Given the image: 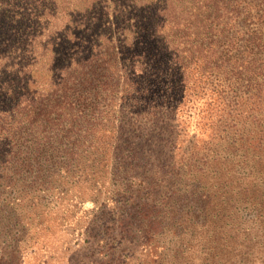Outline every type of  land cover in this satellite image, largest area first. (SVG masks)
Wrapping results in <instances>:
<instances>
[{
    "label": "trees",
    "instance_id": "trees-1",
    "mask_svg": "<svg viewBox=\"0 0 264 264\" xmlns=\"http://www.w3.org/2000/svg\"><path fill=\"white\" fill-rule=\"evenodd\" d=\"M197 193L209 263L264 264V0H0V210L32 209L37 247L173 264Z\"/></svg>",
    "mask_w": 264,
    "mask_h": 264
},
{
    "label": "rangeland",
    "instance_id": "rangeland-1",
    "mask_svg": "<svg viewBox=\"0 0 264 264\" xmlns=\"http://www.w3.org/2000/svg\"><path fill=\"white\" fill-rule=\"evenodd\" d=\"M195 123L196 122L193 121L189 127L191 134L197 133L200 137H202L208 133L204 124L195 126ZM219 187L220 186L218 185L217 188ZM220 192L221 191L216 192V195L220 196ZM73 193L79 194L78 191H74ZM207 193L209 194V192ZM214 201H216L214 203H220V200L218 199H214ZM240 201L242 202V199ZM258 202H260L259 205H264V195L259 196ZM232 203H234V201L228 202L225 205L231 207ZM221 204L222 203H220V205ZM87 207L90 206L87 205ZM181 208L183 211L190 210L198 216L196 220L198 221L197 226H194L191 221V218H193L194 215L187 216L188 219H185V215L184 219H180L175 216L174 218L171 217L168 220L169 224L166 223L165 227L172 228V231L167 232L165 230L166 232L163 236L165 238L160 239V247L165 248V253L167 252L166 247L169 245L170 248L178 250L177 258H172L173 264H210L209 213L212 206L209 205V201H207L204 196H201V193H197L194 196H187L183 205L180 206V210ZM89 211L92 212L91 209H89ZM4 212L5 210H0V264H19L22 255L21 252L18 253L16 246L21 240H23V242L19 245H21L22 248H27L30 244V247L27 250L35 247V252H37H27L24 257V264H70L67 259H71L72 264H86L85 260L88 261V259L92 256V252L94 253L96 250V247L94 249L92 247H84L83 249L78 250L77 255L73 254L68 258V255L71 253V249L69 248L70 243H73V239H71L68 235V233H71L72 231H67V229L61 231L58 230L54 236L49 234L48 236L43 237L47 242L49 247L48 249H42V245L44 243L42 241L43 239L40 240V244L37 247L35 244L37 241V235H39L38 229L36 227L28 228L26 224L21 225L18 223V220H21V218H24V220L26 219V222L27 220L28 222H33L34 219L35 222H37L39 217L34 214L33 210L25 206L18 208L17 212H14L12 209H9L6 213ZM36 213H40V210H37ZM4 215L6 216V219L1 218V216ZM82 225H84V223L80 222L79 226L82 227ZM238 227L239 225L236 223L235 228ZM27 229L31 232L29 236H25V231ZM174 233H178V235H174ZM255 240L261 241L259 236ZM169 254L170 253H168V257H166L167 260L170 259ZM261 254L264 256V253ZM227 259L228 257L226 254H221L220 259L217 260V264H230V261H227ZM167 260L164 264H169L167 263ZM99 261H102V259ZM106 263L105 259L104 264Z\"/></svg>",
    "mask_w": 264,
    "mask_h": 264
}]
</instances>
